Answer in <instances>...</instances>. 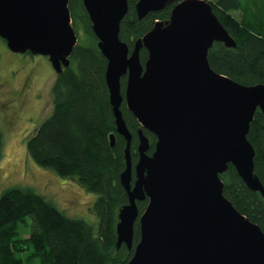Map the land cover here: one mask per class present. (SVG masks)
<instances>
[{"label":"water","instance_id":"95a60500","mask_svg":"<svg viewBox=\"0 0 264 264\" xmlns=\"http://www.w3.org/2000/svg\"><path fill=\"white\" fill-rule=\"evenodd\" d=\"M173 3L169 21H156L131 50L120 39L129 0H83L107 61L116 130L127 142L120 181L128 204L118 213L117 249H132L139 221L140 241L128 264H264V232L224 196L220 178L232 165L264 198L247 139L256 111L264 115V85L244 86L212 69L213 45L237 43L208 1L137 0L135 10L141 21ZM0 38L13 53L48 57L56 74L71 66L79 43L69 0H0ZM124 102L140 124L134 168ZM144 130L156 137L152 155ZM110 141L114 148L115 134ZM147 199L140 214L137 202Z\"/></svg>","mask_w":264,"mask_h":264},{"label":"trees","instance_id":"16d2710c","mask_svg":"<svg viewBox=\"0 0 264 264\" xmlns=\"http://www.w3.org/2000/svg\"><path fill=\"white\" fill-rule=\"evenodd\" d=\"M208 2L237 43L236 48H227L218 42L213 45L208 52L212 69L244 86L264 85V0ZM136 3L137 0H129V12L121 23L120 32V39L131 50L135 41L147 34L156 21H169L177 4L150 13L140 21ZM69 7L79 43L72 54L71 66L56 74L51 91L53 110L28 137L26 149L38 166L71 178L86 192L98 195L91 209L98 224L91 225L83 219L67 216L33 188L6 189L0 196V264H128L140 241L137 221L132 249L126 245L117 249L118 213L128 204L127 192L120 181L126 169L127 142L116 130L106 83L107 61L97 46L98 39L92 31L83 0H69ZM140 56L144 64L148 52L142 49ZM122 82L124 90L126 79ZM121 110L133 135L134 167L139 158L140 124L125 102ZM112 134L116 136L114 148L110 141ZM144 134L150 139L148 154L152 155L156 137L146 130ZM247 139L255 150L254 173L264 185V115L259 109ZM3 147L4 136L0 129V160ZM220 178L224 182V196L264 232L261 194L250 190L232 165ZM147 204L148 199L137 202L140 214ZM27 217L32 221L30 236L22 238L19 228ZM30 249L26 258H21V254Z\"/></svg>","mask_w":264,"mask_h":264},{"label":"rangeland","instance_id":"374dc122","mask_svg":"<svg viewBox=\"0 0 264 264\" xmlns=\"http://www.w3.org/2000/svg\"><path fill=\"white\" fill-rule=\"evenodd\" d=\"M56 77L48 57L13 53L0 39V129L4 136L0 196L9 188L30 187L67 216L97 226L98 219L91 209L98 195L86 192L71 178L38 166L27 153L28 137L53 110L51 91ZM26 222L19 228L22 238L30 236L32 221L27 217ZM31 251L21 254V258Z\"/></svg>","mask_w":264,"mask_h":264},{"label":"flooded vegetation","instance_id":"af4514ba","mask_svg":"<svg viewBox=\"0 0 264 264\" xmlns=\"http://www.w3.org/2000/svg\"><path fill=\"white\" fill-rule=\"evenodd\" d=\"M134 168V167H133ZM134 180H135V174H134V171H133V182H134Z\"/></svg>","mask_w":264,"mask_h":264},{"label":"bare ground","instance_id":"6f19581e","mask_svg":"<svg viewBox=\"0 0 264 264\" xmlns=\"http://www.w3.org/2000/svg\"><path fill=\"white\" fill-rule=\"evenodd\" d=\"M131 160H132V155H131ZM138 160H139V158H138ZM137 163H138V162H137ZM137 163H136V164H137Z\"/></svg>","mask_w":264,"mask_h":264}]
</instances>
